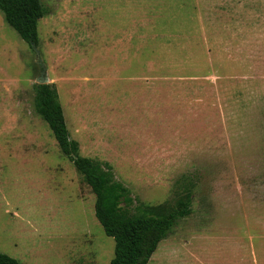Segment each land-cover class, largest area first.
<instances>
[{"label": "rangeland", "instance_id": "1", "mask_svg": "<svg viewBox=\"0 0 264 264\" xmlns=\"http://www.w3.org/2000/svg\"><path fill=\"white\" fill-rule=\"evenodd\" d=\"M41 3L35 49L0 11V253L113 258L93 192L36 110L44 76L78 154L128 190L118 217L191 196L147 264H264V0Z\"/></svg>", "mask_w": 264, "mask_h": 264}, {"label": "trees", "instance_id": "2", "mask_svg": "<svg viewBox=\"0 0 264 264\" xmlns=\"http://www.w3.org/2000/svg\"><path fill=\"white\" fill-rule=\"evenodd\" d=\"M0 11L8 25L32 49L39 45L38 21L45 15L41 0H0ZM49 85H35L34 103L61 153L72 163L95 196L94 216L104 234L114 241L110 264H147L158 243L191 214V196L178 197L171 205L144 206L150 215L118 217L116 211L131 203L129 192L114 181L109 171L78 154L70 137L63 110ZM0 264H20L0 253Z\"/></svg>", "mask_w": 264, "mask_h": 264}, {"label": "water", "instance_id": "3", "mask_svg": "<svg viewBox=\"0 0 264 264\" xmlns=\"http://www.w3.org/2000/svg\"><path fill=\"white\" fill-rule=\"evenodd\" d=\"M47 82H48V79L44 76L43 77L41 76L40 79L37 80V83L40 85H45V84H47Z\"/></svg>", "mask_w": 264, "mask_h": 264}, {"label": "crops", "instance_id": "4", "mask_svg": "<svg viewBox=\"0 0 264 264\" xmlns=\"http://www.w3.org/2000/svg\"><path fill=\"white\" fill-rule=\"evenodd\" d=\"M260 39V38H259ZM243 42H245V40H243ZM255 43H257L256 41H254ZM254 44V43H253Z\"/></svg>", "mask_w": 264, "mask_h": 264}]
</instances>
